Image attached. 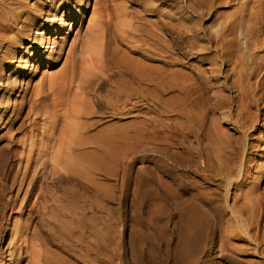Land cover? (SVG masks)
<instances>
[{"label":"bare ground","instance_id":"obj_1","mask_svg":"<svg viewBox=\"0 0 264 264\" xmlns=\"http://www.w3.org/2000/svg\"><path fill=\"white\" fill-rule=\"evenodd\" d=\"M80 20L84 32L69 44ZM43 55L50 68L27 99L24 137L15 142L22 149L1 151L13 161L17 190L7 201L14 214L0 232V264L102 262L95 250L115 194L92 171L107 167L116 117L130 119L118 127L125 146L166 145L158 156L170 179L139 177L132 202L153 228L163 224L171 264H199L210 259L205 247L220 242L264 257V160L252 155L264 140V0H0V72L12 71L6 80L0 73V133L19 115L14 96ZM37 191V215L23 219Z\"/></svg>","mask_w":264,"mask_h":264},{"label":"rangeland","instance_id":"obj_2","mask_svg":"<svg viewBox=\"0 0 264 264\" xmlns=\"http://www.w3.org/2000/svg\"><path fill=\"white\" fill-rule=\"evenodd\" d=\"M93 1L95 2V0H93ZM93 6L94 5L92 4L91 10L94 8ZM169 7H171L172 9L174 8V10L180 9V7L178 5H175V4H170ZM198 18H199L198 15L194 16L193 17L194 22H198ZM213 20H214V18H213ZM213 20L211 18V19L205 20L206 21L205 23L203 22V26L205 27V28L204 27L203 28L205 31H208L209 27H212L214 25ZM197 26H198V24H197ZM197 28L199 29V27H197ZM84 29H85V27H84V24H82V21L81 20L78 21V23L74 27V30L72 31V33L68 37L69 44H72L73 41L75 40V38L79 37L81 35V33L84 32ZM208 32H210V30ZM59 35L60 36L58 37L57 34L56 35L51 34L49 37L51 38V41H57V39L61 38L62 35L65 36V33H61ZM31 38H34V35L28 36V38H26L25 41H23V44L25 47L32 44L33 41ZM184 46L186 48L185 44H184ZM25 47H23V48L25 49ZM121 48L124 49L125 47L122 46ZM185 48L183 47L182 50H184ZM193 52L194 53L196 52V48L194 49ZM19 56H21V55H19ZM180 56H183V55H180ZM7 60H5V61H7ZM9 61L10 60H8V62ZM14 61H15L14 62V66H15L16 65L15 63L18 62L17 58H15ZM157 63H161V62L157 61ZM33 66L29 70L28 74L25 76V81H24L23 88H22L20 94L17 96H14V102L17 105V107L19 108V110H18L19 115L15 114L13 124L9 125L5 129H3V131H1V133H0V232H1V229L4 227L7 216L10 213L14 214L12 212V210L9 209V207L7 206V201H8V198L10 195L16 194V190H17V187H15L13 185L12 179L9 178V176H8L9 171L11 169V166L13 164V161L10 159H6L5 157H1V155L3 154V152H1V151L3 149H9V150H12L11 152L16 151V152L20 153V151L22 149L21 147L16 145L15 142L17 140H19L20 138L24 137V133L22 132V129L20 128V126L22 124L23 118L27 114V111H28L27 108H29V106L27 105V101H28L27 99L31 95V90L33 88L34 82H36L41 77L42 73L44 71H46V69L50 68L49 67V60L47 59V55L41 56V58ZM11 72L12 71L6 69L4 72H0V73L5 76L4 77V79H5L7 76L10 75ZM1 87H3L2 83H1ZM155 91L157 93H160L163 96V99H165L168 96L167 90H165L162 86H160V84L155 86ZM27 95H28V97H26ZM15 99H16V101H15ZM24 99H26V100H24ZM17 103H19V104H17ZM159 106H160V108H159ZM13 107L14 106H12V110L9 114L12 116H13V114H11V113L13 111ZM25 110H26V112H25ZM158 110L156 109V112L163 115L161 104L158 105ZM94 117L96 118V116H94ZM7 119H8V117H7ZM129 120H130L129 118L125 119V118L116 117V118H113L109 122V123H112V121H113V123L115 124L117 129L108 133V143H107V147H108L107 156L108 157H107V163H106L107 167L105 166V170H103V172L98 171L97 170L98 167L97 168L95 167L93 169L94 172L92 171L95 178H97L99 180L102 179V181L106 180L105 182H108V184L110 185V188H111L110 190H112V192L115 194V199L110 201V202L113 201L112 203L115 205H113L112 203L110 204L111 209L108 212H106L107 216L104 215V218H103L104 220H103L102 225L105 227L104 231H106L105 238L103 241H101L103 247H100V246H102V245H100L99 250H98L99 254H98L97 250H95L96 255L95 254L94 255L97 256L98 261L102 260V262H99L100 264H171L172 260H170V258L167 257L168 256L167 254H169L168 250L170 249V247L168 248V247L160 246V243L166 241V239H165L166 238V231H165V228L162 227L163 224L162 225L160 224L159 227H157L158 225H156V227L153 228V226L150 225L149 216L144 215V217H142V215L138 211L137 207L132 202L134 200V197L136 195V190H137L136 186H135V181L139 177L146 176V175L151 176L153 174V176H155V175L157 177L159 176L158 178L162 177L164 179V181H168L170 179V172H169L168 166H167L168 162L165 159L160 158V156H158V154L160 155V151L158 149L164 148V147H166V145L163 144V142L159 141L156 144L154 143L152 145V143H150V144H147V146L145 145V146L141 147L140 145L138 146V143L135 140H131L128 142V145L125 146V144L122 142V140L120 138V132H119L118 127L120 124H122V122L129 121ZM232 131L233 130L231 129V132ZM130 142L131 143L134 142V144L133 143L130 144ZM135 143H137V145H135ZM256 144L257 145L259 144V145L257 147L255 146L256 150L254 148L252 149V152H253L252 155L255 158V160L262 161V160H264V140H258V141L256 140L255 145ZM155 145H158L157 146L158 148L156 147L154 149ZM151 146H154V147H152L153 150L151 149ZM123 147H127L128 149L123 150ZM148 147H150V148H148ZM146 148H148V149L146 150ZM142 149H143V151H141ZM145 150H146V152H145ZM155 150H156V152H154ZM150 152H151V154H150ZM139 153L140 154L145 153V155H147V157H142ZM152 154H153V156H152ZM149 157H151V158H149ZM106 174H108V175H106ZM156 176L154 178H157ZM58 184H59V186L61 185L60 188L63 185H66L65 183H58L57 182V185ZM116 186H117V188H116ZM114 189H116V190H114ZM261 189L264 190V180H263V183L261 184ZM37 194H38V191H37L36 195H34V197L31 198L29 205L27 206L26 212L22 217L23 219H29L30 217H35L37 215V210L35 211V209H32L33 202L37 201V197H38ZM117 194L118 195L120 194V196H116ZM124 196H126L125 198H128L127 203H122L121 199H119V200L117 199V198H122ZM130 200H131V202H130ZM31 201H32V203H31ZM116 205H118V206H116ZM116 207H117V209H116ZM262 207L264 209V204ZM112 208H114V209H112ZM106 213H104V214H106ZM105 216L107 219L105 218ZM142 218L145 219V223L142 222ZM147 225H148V227H146ZM261 227L262 228L260 231V235L262 233L261 236L264 237V212H263V217H262V221H261ZM150 229H151V232H150ZM148 232L152 233V234L150 235ZM55 243L54 244L52 243L51 246L54 245L53 248H55V246H56L55 249H57V241ZM208 248L209 247H205V252L207 253V255H205V256L211 255L212 257L210 256V259H212L213 261L210 260L209 257H207L209 259L208 260L203 255V257H202L203 260L201 259L199 264H201L202 261H205V260H206L205 261L206 264H228L230 262L231 258L233 260L236 259L234 261L235 263L233 262V264H237V263L238 264H264V257H262L259 253L253 254V253H250L251 252L250 251L249 252L250 254L247 252H246L247 254L246 253H243L240 255L238 253L233 254L225 245H223V244L221 245V242L217 243V245L215 247H212L210 249H208ZM121 252L124 254L122 255ZM175 253L177 255L179 252H177V250H176ZM230 253H232V254H230ZM102 256H103V258H102ZM125 256H126V258H125ZM116 258H117V260L114 261V259H116ZM176 258H177V260H179V256H177ZM116 261H118V262H116ZM207 261H208V263H207ZM210 261H212V262H210ZM205 263L203 262L202 264H205Z\"/></svg>","mask_w":264,"mask_h":264}]
</instances>
